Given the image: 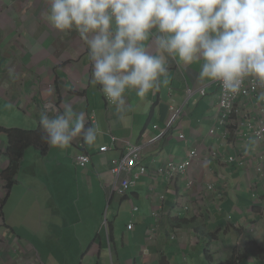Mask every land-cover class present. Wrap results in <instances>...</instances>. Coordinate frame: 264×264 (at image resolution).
Listing matches in <instances>:
<instances>
[{
    "label": "crops",
    "instance_id": "crops-1",
    "mask_svg": "<svg viewBox=\"0 0 264 264\" xmlns=\"http://www.w3.org/2000/svg\"><path fill=\"white\" fill-rule=\"evenodd\" d=\"M49 9V0H0V119L17 111L40 126L41 111L52 116L70 104L85 114L86 127H98V135L92 145L77 136L60 149L83 171L86 190L73 213L75 203L63 210L54 197L52 207L35 209L37 218L19 228L17 211L4 208L0 264H264V176L255 173V162L242 165L253 160L244 155L240 138L211 134L221 116L219 92L216 81L199 78L202 61L185 66L168 57L169 83L143 98L127 91L131 111L121 121L101 86L92 82L87 45L75 31L54 29L46 19ZM149 51H155L154 43ZM261 90L264 94L262 83ZM134 147L143 149L149 175L121 196L113 191L112 172ZM8 149L9 140L0 135V192L11 165ZM192 149L204 156L190 168V178L201 179L202 186L190 189L189 175L171 181L160 174L170 162L186 161ZM212 149L222 152L219 158L211 159ZM82 154L92 157L88 168L75 162ZM230 156L239 162L226 164ZM209 184H217V191L208 192ZM254 186L258 201L252 198ZM246 245L259 251L239 259L236 254L243 255Z\"/></svg>",
    "mask_w": 264,
    "mask_h": 264
},
{
    "label": "clouds",
    "instance_id": "clouds-1",
    "mask_svg": "<svg viewBox=\"0 0 264 264\" xmlns=\"http://www.w3.org/2000/svg\"><path fill=\"white\" fill-rule=\"evenodd\" d=\"M49 4L46 19L50 25L60 32H77L87 45L92 82L101 86V92L115 105L121 121L131 111L127 91L135 90L136 95L143 98L149 91L159 90L169 83L166 78L168 57L185 66L202 61L199 78L216 81L219 92L221 116L211 134L221 135L223 139L240 138L245 146L244 155L251 154L253 160L243 161L242 165L252 166L255 162L253 169L263 178L264 148L256 149L264 145V94L261 90V83L264 84V0H49ZM153 43L154 52L149 51ZM219 83L227 93L237 94L243 87L247 94L241 92L239 101L223 111ZM203 95L207 96L206 90ZM63 109L52 116L47 111L39 113L44 132L41 140L60 149L66 148L77 136H82L86 144H94L98 127H86L85 114L74 112L70 104H65ZM242 128L249 130L245 132ZM221 129H224L223 134ZM191 151L186 161L170 162L160 169V174L171 181L177 175H189L190 189L196 184L202 186L201 179L196 183L190 178V168L203 162L204 156L198 150ZM142 153V166L147 168L143 149ZM220 154L222 152L212 149L211 159L219 158ZM224 160L228 165L239 162L234 156ZM172 164L177 170L171 168ZM6 188L7 183L3 181L1 204L9 198L7 192L10 191ZM206 188L214 193L218 185L209 184ZM257 191L254 186L253 201L261 198ZM4 208L2 205L5 223ZM245 254H248L247 249Z\"/></svg>",
    "mask_w": 264,
    "mask_h": 264
},
{
    "label": "rangeland",
    "instance_id": "rangeland-1",
    "mask_svg": "<svg viewBox=\"0 0 264 264\" xmlns=\"http://www.w3.org/2000/svg\"><path fill=\"white\" fill-rule=\"evenodd\" d=\"M26 111H30V109H26ZM33 123L27 114L18 115L17 111H9L0 119V128L37 130L39 125L34 126ZM2 137L8 139L5 134H2ZM72 156H69L67 152L62 153L60 148H53V152L50 151L48 157H43L40 152L35 150V147L29 149L23 163V171L19 176L20 185L13 192H7L8 197L12 193L14 197H10L5 207V213L10 214L11 211H17V216L14 219L19 228L28 225L32 219L37 218L35 214L37 209L52 207L54 197H56L54 203L61 206L63 210H67L69 203H75L72 213L75 211L78 203L76 200L80 193L86 190V187L82 184L81 173L83 171L79 173L77 167L74 164L72 166ZM1 182L2 179L0 184ZM88 188L92 189V186ZM79 202L84 204L86 201ZM29 210L30 213L27 215ZM246 247H244L245 252ZM243 255L239 251L236 257L240 259ZM232 259L235 258L232 256L229 258V262Z\"/></svg>",
    "mask_w": 264,
    "mask_h": 264
},
{
    "label": "built area",
    "instance_id": "built-area-1",
    "mask_svg": "<svg viewBox=\"0 0 264 264\" xmlns=\"http://www.w3.org/2000/svg\"><path fill=\"white\" fill-rule=\"evenodd\" d=\"M222 88L221 97V108L222 110L231 109L233 104L236 101H239V98L242 94L246 95L247 91H241L237 94L227 93L222 87V84L219 83ZM103 152H108L109 148L105 147L102 150ZM142 148L134 147L126 157H124L120 162H115L116 167L113 169V174L117 177V183L113 187V190L119 192L122 196L127 195L129 189L135 187L137 182L147 173V168L142 166ZM78 166L82 168H87L91 162L92 158L90 155H80L75 159ZM190 165V164H188ZM171 168L177 170V167L172 164ZM138 171V172H136ZM135 172V173H134ZM126 175V179L122 180V176ZM5 226L3 216H2V204L0 203V230ZM130 230L134 229V225H130ZM4 236L0 235V251L4 248Z\"/></svg>",
    "mask_w": 264,
    "mask_h": 264
},
{
    "label": "trees",
    "instance_id": "trees-1",
    "mask_svg": "<svg viewBox=\"0 0 264 264\" xmlns=\"http://www.w3.org/2000/svg\"><path fill=\"white\" fill-rule=\"evenodd\" d=\"M5 134L9 140V149L7 156L11 160L10 167L4 172L3 180L7 183V190L11 191L19 183V176L23 171V161L26 154L32 147L40 151L43 155L47 156L50 151V145L41 140V136L44 135L41 125L37 130H23V129H0V135ZM149 175L147 173L145 176ZM7 198L2 201V205H6ZM258 248L255 246H247V252H258ZM248 254H245V258ZM257 255V254H256Z\"/></svg>",
    "mask_w": 264,
    "mask_h": 264
},
{
    "label": "bare ground",
    "instance_id": "bare-ground-1",
    "mask_svg": "<svg viewBox=\"0 0 264 264\" xmlns=\"http://www.w3.org/2000/svg\"><path fill=\"white\" fill-rule=\"evenodd\" d=\"M213 163V162H212Z\"/></svg>",
    "mask_w": 264,
    "mask_h": 264
}]
</instances>
